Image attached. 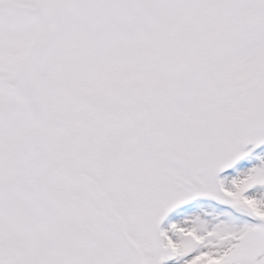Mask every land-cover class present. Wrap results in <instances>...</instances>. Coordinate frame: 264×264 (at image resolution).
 <instances>
[{
  "label": "snow or ice",
  "instance_id": "6c2138e0",
  "mask_svg": "<svg viewBox=\"0 0 264 264\" xmlns=\"http://www.w3.org/2000/svg\"><path fill=\"white\" fill-rule=\"evenodd\" d=\"M0 264H264V0H0Z\"/></svg>",
  "mask_w": 264,
  "mask_h": 264
}]
</instances>
